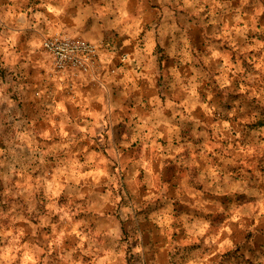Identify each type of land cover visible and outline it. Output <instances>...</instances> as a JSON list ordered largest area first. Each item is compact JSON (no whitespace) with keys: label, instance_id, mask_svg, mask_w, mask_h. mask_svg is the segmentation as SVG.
I'll use <instances>...</instances> for the list:
<instances>
[{"label":"crops","instance_id":"obj_1","mask_svg":"<svg viewBox=\"0 0 264 264\" xmlns=\"http://www.w3.org/2000/svg\"><path fill=\"white\" fill-rule=\"evenodd\" d=\"M52 34L97 43L94 74L51 73L42 40ZM13 71L20 84L12 97L0 88L10 100L0 113L28 116L19 146L32 152L63 122L58 146L82 160V188L118 167L134 254L258 264L241 205L243 133L256 131L248 118L264 97V0H0V82Z\"/></svg>","mask_w":264,"mask_h":264},{"label":"rangeland","instance_id":"obj_2","mask_svg":"<svg viewBox=\"0 0 264 264\" xmlns=\"http://www.w3.org/2000/svg\"><path fill=\"white\" fill-rule=\"evenodd\" d=\"M43 57L54 73L49 57ZM6 76L0 88L12 97V87L20 83L14 71ZM6 102L10 100L0 98V108ZM255 105L259 110L254 117L259 118H248L247 125L253 130L251 123L256 122V131L243 133L247 194L241 214L247 219V245L251 244L247 253L264 264V97ZM13 112L0 113V264H148L150 259L133 253L127 236L131 213L127 211V216L124 211L130 198L123 193L118 167L117 178L99 179L97 185L82 188V160L58 146L68 138L60 131L64 123L49 122L55 131L39 135V145L31 152L17 142L20 125L27 128L30 123L28 116ZM109 220L118 222L119 241L109 235L115 228ZM95 234L100 238L96 240Z\"/></svg>","mask_w":264,"mask_h":264},{"label":"built area","instance_id":"obj_3","mask_svg":"<svg viewBox=\"0 0 264 264\" xmlns=\"http://www.w3.org/2000/svg\"><path fill=\"white\" fill-rule=\"evenodd\" d=\"M42 48L50 59L52 71L62 76L93 75L99 62V45L79 36L52 34L43 38Z\"/></svg>","mask_w":264,"mask_h":264}]
</instances>
